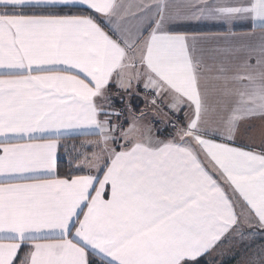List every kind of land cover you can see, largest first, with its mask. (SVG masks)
Wrapping results in <instances>:
<instances>
[{
    "label": "snow or ice",
    "instance_id": "snow-or-ice-1",
    "mask_svg": "<svg viewBox=\"0 0 264 264\" xmlns=\"http://www.w3.org/2000/svg\"><path fill=\"white\" fill-rule=\"evenodd\" d=\"M241 249L264 264V0H0V264Z\"/></svg>",
    "mask_w": 264,
    "mask_h": 264
},
{
    "label": "crops",
    "instance_id": "crops-1",
    "mask_svg": "<svg viewBox=\"0 0 264 264\" xmlns=\"http://www.w3.org/2000/svg\"><path fill=\"white\" fill-rule=\"evenodd\" d=\"M236 31H237L238 34H242L244 32L250 31V29H248V28H237ZM257 36H258V31H257ZM243 138H245V137H243ZM91 139H95V137H92V136H79V137H74L72 139H68V140L64 141V143H66L68 145H71L73 143L79 145L81 143V141L91 140ZM61 152H63V149H61Z\"/></svg>",
    "mask_w": 264,
    "mask_h": 264
},
{
    "label": "rangeland",
    "instance_id": "rangeland-1",
    "mask_svg": "<svg viewBox=\"0 0 264 264\" xmlns=\"http://www.w3.org/2000/svg\"><path fill=\"white\" fill-rule=\"evenodd\" d=\"M117 106H119V104ZM243 139L246 140L247 138L245 137ZM258 139L259 138L257 137V142H258ZM256 243L259 244V243H261V241L257 240ZM242 255H243V249H241V255H238L236 257V259H232L230 253L229 254H226L223 257H218L217 264H220V261H222L223 264H238V261L241 259V256Z\"/></svg>",
    "mask_w": 264,
    "mask_h": 264
},
{
    "label": "trees",
    "instance_id": "trees-1",
    "mask_svg": "<svg viewBox=\"0 0 264 264\" xmlns=\"http://www.w3.org/2000/svg\"><path fill=\"white\" fill-rule=\"evenodd\" d=\"M66 170H67L66 164L62 163L61 166H60V169H59L61 175H63L66 172Z\"/></svg>",
    "mask_w": 264,
    "mask_h": 264
}]
</instances>
